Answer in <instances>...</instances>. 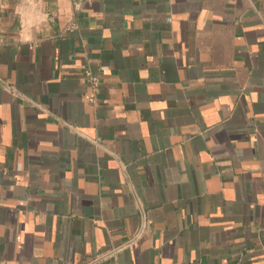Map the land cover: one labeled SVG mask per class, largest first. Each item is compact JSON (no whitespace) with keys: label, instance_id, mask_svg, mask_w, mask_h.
<instances>
[{"label":"crops","instance_id":"0c3cea01","mask_svg":"<svg viewBox=\"0 0 264 264\" xmlns=\"http://www.w3.org/2000/svg\"><path fill=\"white\" fill-rule=\"evenodd\" d=\"M0 264H264V0H0Z\"/></svg>","mask_w":264,"mask_h":264},{"label":"built area","instance_id":"2783aa9c","mask_svg":"<svg viewBox=\"0 0 264 264\" xmlns=\"http://www.w3.org/2000/svg\"><path fill=\"white\" fill-rule=\"evenodd\" d=\"M76 30V24L74 21H71L69 23V25L66 28V32L68 33H72ZM86 78L89 81V83L91 84L92 88L94 89L95 92H97L100 89L101 86V78L97 75H93L90 72H86ZM92 101L94 99H91Z\"/></svg>","mask_w":264,"mask_h":264}]
</instances>
